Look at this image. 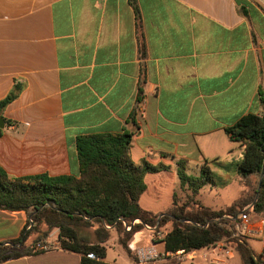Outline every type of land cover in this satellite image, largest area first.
<instances>
[{"label":"crops","instance_id":"0c3cea01","mask_svg":"<svg viewBox=\"0 0 264 264\" xmlns=\"http://www.w3.org/2000/svg\"><path fill=\"white\" fill-rule=\"evenodd\" d=\"M16 82L22 90L3 111L0 136V166L10 177L78 176L79 138L128 134L136 165L167 167L146 174L139 201L162 216L175 194L186 196L179 163L198 177L207 162H239L243 147L226 129L264 116V0H0V102ZM246 191L235 175L224 188L206 186L198 200L219 211ZM29 221L0 209V245L22 237ZM56 233L39 243L45 250L4 264H81L80 254L54 242ZM153 237L144 229L129 242L148 260L124 250L128 261L110 262L107 253L105 262L227 264L205 252L228 249L222 243L168 254ZM226 256L233 260V251Z\"/></svg>","mask_w":264,"mask_h":264},{"label":"trees","instance_id":"16d2710c","mask_svg":"<svg viewBox=\"0 0 264 264\" xmlns=\"http://www.w3.org/2000/svg\"><path fill=\"white\" fill-rule=\"evenodd\" d=\"M21 90L22 85L16 82L1 100L0 118ZM225 132L242 145L241 160L231 164L216 162L213 166L207 162L198 177L188 175L186 165L179 163L180 189L186 196L182 200L175 194L172 208L162 216L143 210L139 201L146 191V174L167 167L145 161L136 165L130 155L132 137L128 134L79 138L78 176L13 178L0 166V209L25 212L31 227L10 245H0V264L38 253L36 246L45 243L56 230L60 247L80 254L81 264H108L104 244L111 235L106 226L120 234L119 243L130 256L129 242L145 226L156 228V232L171 227L162 241L168 254L199 251L225 241L227 245L234 244L242 264H264L261 254L233 238L235 226L242 222L241 214L243 218H264V116H244ZM235 175L247 191L230 207L214 211L200 203L201 190L208 185L224 188ZM135 221L140 223L134 224ZM127 226L131 227L128 231ZM93 228L94 240L82 234L83 229ZM33 233L38 237L27 247ZM89 254L97 259H89Z\"/></svg>","mask_w":264,"mask_h":264},{"label":"rangeland","instance_id":"374dc122","mask_svg":"<svg viewBox=\"0 0 264 264\" xmlns=\"http://www.w3.org/2000/svg\"><path fill=\"white\" fill-rule=\"evenodd\" d=\"M234 190H233V188H232V191L231 192H233ZM217 193V192H216ZM236 192H234V194L232 193V195L230 196V197H225L224 198V200H226V203H228V204H230L229 202H232V200H233V198L234 197H236V194H235ZM213 196H214V199H216L217 197H218V200L220 199L219 198V196L217 195V194H213ZM223 201V200H222ZM221 203V200L220 201H217V204L219 205ZM162 207H166V206H169L168 204H162L161 205ZM96 227H97V225H96ZM168 231V230H171V228H165V229H162L161 230V232L162 233H165V231ZM94 231H95V229L93 228V229H83V232H82V234H85V235H87L88 237H90L91 239H93L94 240ZM115 231V230H114ZM115 234H116V232H114L110 237V240L107 242V244H106V249H107V253H108V259H109V261L110 262H117V263H121L122 261L121 260H126V261H128V256H127V254H126V252L124 251V249H123V247H122V245L120 244V243H118V241L116 240V236H115ZM54 242H58V233H56L55 235H54ZM155 240H160L159 238H156V237H153ZM234 238V237H233ZM235 241H237L236 239H235ZM247 243V245H248V247L255 253V254H259L260 253V251H261V248H262V244L261 243H259V242H256V241H247L246 242ZM31 243H30V241L27 243V246H29ZM222 244H224V247L225 248H228V249H224V248H222L221 250H220V248H218V249H211V250H207V251H205L206 252V254L207 255H209L210 253H212V252H214L215 254H216V256L217 257H220V259H222L223 261H225L227 264H242V262H241V259H239L240 258V256H239V254L237 253V252H235L234 250H235V246H234V244H226V242L225 241H223L222 242ZM40 246H48V245H45V244H38L37 246H36V248L38 249V250H40L41 248H40ZM232 250L233 251V253H234V258H232L233 260H229V259H227V256H226V252L228 251V250ZM135 253V255H137V252L135 251L134 252Z\"/></svg>","mask_w":264,"mask_h":264},{"label":"built area","instance_id":"2783aa9c","mask_svg":"<svg viewBox=\"0 0 264 264\" xmlns=\"http://www.w3.org/2000/svg\"><path fill=\"white\" fill-rule=\"evenodd\" d=\"M242 218V222L237 224L235 226V233L233 235L234 239L239 241L240 243L242 242H247V241H256L262 244L263 249L261 255L264 257V218H243V215L241 214L239 216ZM228 219H233L232 217H228ZM236 220V219H235ZM140 223V221H135L134 224ZM127 230H130L131 227H126ZM106 229L110 230V226H106ZM145 229L148 231L154 232V237L159 238V239H164L165 233L156 232L154 227L150 226H145ZM132 251H136L138 254V257L141 258L142 261L148 260L151 256H148L144 250H138L137 248L133 247V245L129 246ZM40 250H45L47 248L46 246H40ZM179 253V252H178ZM177 254V253H175ZM89 259L96 260V256L94 254H89L87 255ZM154 258H160L159 255L155 254L153 256Z\"/></svg>","mask_w":264,"mask_h":264},{"label":"water","instance_id":"95a60500","mask_svg":"<svg viewBox=\"0 0 264 264\" xmlns=\"http://www.w3.org/2000/svg\"><path fill=\"white\" fill-rule=\"evenodd\" d=\"M4 129V120L0 118V130Z\"/></svg>","mask_w":264,"mask_h":264}]
</instances>
